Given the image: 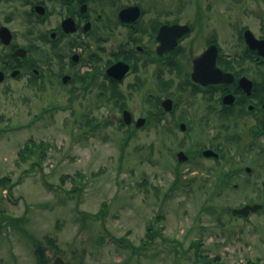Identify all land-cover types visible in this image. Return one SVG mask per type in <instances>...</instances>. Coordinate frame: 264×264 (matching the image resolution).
Returning <instances> with one entry per match:
<instances>
[{
	"label": "rangeland",
	"instance_id": "1",
	"mask_svg": "<svg viewBox=\"0 0 264 264\" xmlns=\"http://www.w3.org/2000/svg\"><path fill=\"white\" fill-rule=\"evenodd\" d=\"M209 1L160 0L175 3L169 7L182 22L196 16L204 26H215L230 55L239 26L258 29L264 0H214L212 9H205ZM19 4L0 2V23L11 13L13 43H26ZM197 32L188 38L192 50L203 47ZM5 52L0 42L1 62ZM47 69L56 66L44 68L36 80L20 70L0 82V259L5 264H36L31 239L47 245L46 237L59 249L50 255L51 264L56 255L64 264H264V208L245 219L231 214L244 203H264L263 153L226 147L219 140L229 133L219 132L217 139L197 143L199 148L223 144L217 146L224 153L219 164L202 159L198 168L180 167L178 177L167 119L147 121L122 146L128 128L111 115L119 106L110 113L94 88L72 94V85L57 83ZM127 98L126 109L135 114L149 107L136 90ZM28 138L47 146L43 155L36 150L21 160L18 149ZM229 170V184L222 186L217 171ZM102 203L103 213L92 216ZM11 216L22 218L11 223Z\"/></svg>",
	"mask_w": 264,
	"mask_h": 264
},
{
	"label": "flooded vegetation",
	"instance_id": "2",
	"mask_svg": "<svg viewBox=\"0 0 264 264\" xmlns=\"http://www.w3.org/2000/svg\"><path fill=\"white\" fill-rule=\"evenodd\" d=\"M3 1L13 0H0ZM15 1L20 3L29 39L26 43H13L12 38L6 45L8 59L18 60L22 66L16 68L28 72L36 80L44 68L55 65L56 69H47L48 73L57 83L71 84L72 94L94 88L101 100L106 99L110 113L114 106H119L118 113L111 114L119 123L124 122L123 111L129 101V92L138 91L149 107L138 114L129 110L131 122L124 126L127 132L134 133L147 121L167 119L173 128L169 142L174 152V171L180 167L198 168L202 159L218 165L223 151L217 146L223 147V144L234 146L238 151L255 150L264 154V54L261 53L264 50V17L259 19L256 15L257 30L242 25L234 31L235 46L228 55L223 51L215 26L207 23L204 26V19L196 16L182 22L175 15L179 13L177 9L169 7L175 3L160 0ZM211 2L214 0H210L205 9H212ZM250 14L253 16L255 12ZM11 16L8 13L0 26H8ZM174 25H187L189 30L169 47L167 42L171 37L165 36L162 44L159 35L164 29L170 34V27ZM195 29H198L195 39L203 38V47L199 50H192L191 40H188ZM205 30L209 33L205 34ZM211 45L216 48L217 68L228 75L219 74L221 82L203 84L193 78V57ZM21 49L26 50L23 57L14 54ZM9 60L0 61L4 77L14 69H10V73L5 71ZM118 62L128 65L120 79L115 76L116 70L108 71ZM144 84H150L151 89H141ZM139 118L144 122L136 126ZM255 121H259L258 126L254 125ZM163 128L161 133L168 132L165 125ZM223 131L229 133L222 137H230V143L220 137L223 144L197 146L202 138L217 139ZM204 149H212L218 157L204 155ZM180 151L185 158L179 159ZM260 203L263 207L264 203ZM256 212L234 216L245 219Z\"/></svg>",
	"mask_w": 264,
	"mask_h": 264
},
{
	"label": "water",
	"instance_id": "3",
	"mask_svg": "<svg viewBox=\"0 0 264 264\" xmlns=\"http://www.w3.org/2000/svg\"><path fill=\"white\" fill-rule=\"evenodd\" d=\"M163 29V28H162ZM170 34L168 33L167 29L161 30L159 37L162 39V44L164 42L165 36L171 37V39L167 42L169 47L173 46L177 38L181 36L182 34L186 33L189 30V27L187 25H174L170 27ZM12 38V33L10 29L7 26H0V40L1 42L8 44ZM248 40V38H247ZM249 41V40H248ZM212 48H214L212 52ZM162 50V49H161ZM216 48L215 46L211 45L207 49H205L200 55L193 57V63H194V72H193V78L195 80L200 81L203 84L206 83H217L221 82V78H219V74H225L228 75V73L223 72L222 70H219L216 66L215 61V55H216ZM262 54H264V50L261 51ZM15 55H24L25 50H16L14 52ZM128 69V65L124 62H118L111 67L108 68V71L110 70H116L115 76L120 79L122 74L126 72ZM213 69H217L216 71ZM16 72H12V75H15ZM3 79V72L0 70V81ZM263 111H264V103H263ZM123 120L125 123L131 122V113L128 110L123 111ZM144 122V119L139 118L136 121V126L141 125ZM212 151L205 150L204 153L208 154ZM179 159H183L186 156L182 151L178 153ZM246 171H250L249 167L245 168ZM264 186V183H263ZM261 205L260 204H253V205H244L241 208H235L233 209V212L241 213V214H247L250 210H257ZM43 250H49L52 252V249L48 246H42ZM53 264H64L63 259L60 256H56L53 260Z\"/></svg>",
	"mask_w": 264,
	"mask_h": 264
},
{
	"label": "trees",
	"instance_id": "4",
	"mask_svg": "<svg viewBox=\"0 0 264 264\" xmlns=\"http://www.w3.org/2000/svg\"><path fill=\"white\" fill-rule=\"evenodd\" d=\"M90 126H92V124ZM130 137H131V134L129 133L126 137H124L122 139V143H121L122 146H125L128 143V141L130 140ZM44 146H47V143L44 142L43 140L35 141L32 138H28V139L25 140L23 145L18 149V157L21 158V160H24L28 155H31L36 150L41 155H43L44 154V149H43ZM225 159H228V157H225ZM230 171H232V170H229V171H226V172L217 171V176L216 177H218L217 179L220 181L222 186H226V185L229 184V176L231 175ZM175 175L179 177L178 171H175ZM2 180H6L7 181V178H3ZM177 180L179 181V179H177ZM75 187L76 186H74L73 189H75ZM105 205H106L105 203H102L101 209H99L96 213H93L94 215H92V216L100 215L101 213H103V210H104L103 207ZM21 218L22 217H13V216H11L10 217V222L13 223V222L19 221ZM147 227L148 228H147V231H146V235L148 236L149 239H151L153 237V235L155 234L154 231H153L152 224L151 223L148 224ZM31 242L33 244V252L35 254V261H36L35 263L36 264H51L50 263V259L51 258L48 257L47 253L44 252L41 249L42 241L39 240V239L32 238ZM44 242L54 248V253H59L58 247L50 240V238L46 237V240ZM198 242H199V240H198ZM196 256L197 257H201V259H203V260L206 259L205 258L206 255L202 254V252H200V251H197V249H196ZM0 264H5V263L0 259Z\"/></svg>",
	"mask_w": 264,
	"mask_h": 264
}]
</instances>
